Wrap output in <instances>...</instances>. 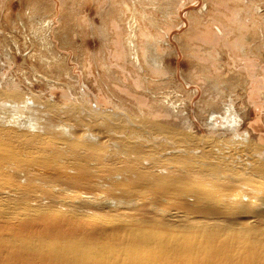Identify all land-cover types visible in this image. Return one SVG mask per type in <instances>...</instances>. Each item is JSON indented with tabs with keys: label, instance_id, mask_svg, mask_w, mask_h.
Masks as SVG:
<instances>
[{
	"label": "rangeland",
	"instance_id": "374dc122",
	"mask_svg": "<svg viewBox=\"0 0 264 264\" xmlns=\"http://www.w3.org/2000/svg\"><path fill=\"white\" fill-rule=\"evenodd\" d=\"M0 103L1 223L25 205L264 217L240 198L264 186L243 172L264 167V0H0Z\"/></svg>",
	"mask_w": 264,
	"mask_h": 264
},
{
	"label": "bare ground",
	"instance_id": "6f19581e",
	"mask_svg": "<svg viewBox=\"0 0 264 264\" xmlns=\"http://www.w3.org/2000/svg\"><path fill=\"white\" fill-rule=\"evenodd\" d=\"M213 20L217 25L224 24L220 17ZM235 21V18L231 19L229 25H234ZM209 25L215 24L210 22ZM217 25L212 29L215 35H221ZM136 27L128 25L126 44L130 57L138 63L134 43ZM0 104L7 108V103ZM12 106L15 107L14 102L8 108ZM222 118L230 119L234 127L240 126V119L230 106L225 108ZM3 119L7 120L6 117ZM18 119H12L13 126L22 125L24 119ZM11 123L7 122L10 126ZM27 125L29 129L37 126L31 120ZM234 127L230 129L232 136L242 140V135ZM236 150L232 148L231 153L237 154ZM220 154L217 158L222 161L226 155ZM246 154H250L247 156L250 162L252 157L260 155L252 151ZM169 156L175 157L173 154ZM226 163L225 159L223 164ZM243 172L264 179V167L252 162ZM256 190L259 196L250 198L244 191L240 198H246L247 208H259V213L264 211V200L261 199L264 186L258 185ZM83 198L86 200L80 196L74 201ZM142 204L137 205L132 213L126 208L110 211L111 220L107 218L109 216L103 218L93 213H67L26 205L20 212L12 214L10 223H1L4 215L9 213L0 214V264H264V217L256 218L257 212L225 224L226 219H212V213L211 217L203 213L199 216L181 210L178 215L175 210L170 212L172 207L168 206L164 209L167 214L161 212L159 215L149 212Z\"/></svg>",
	"mask_w": 264,
	"mask_h": 264
}]
</instances>
